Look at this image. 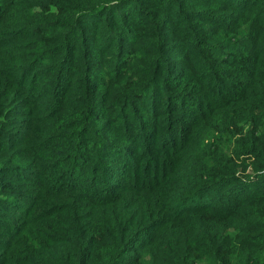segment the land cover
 <instances>
[{"label": "trees", "instance_id": "obj_1", "mask_svg": "<svg viewBox=\"0 0 264 264\" xmlns=\"http://www.w3.org/2000/svg\"><path fill=\"white\" fill-rule=\"evenodd\" d=\"M2 26L0 264H264V0H0ZM113 78L125 149L92 133ZM221 184L245 200L197 202Z\"/></svg>", "mask_w": 264, "mask_h": 264}, {"label": "rangeland", "instance_id": "obj_2", "mask_svg": "<svg viewBox=\"0 0 264 264\" xmlns=\"http://www.w3.org/2000/svg\"><path fill=\"white\" fill-rule=\"evenodd\" d=\"M1 30L6 29V26H2L0 27ZM0 30V31H1ZM101 35H105V33L101 34ZM100 37V36H99ZM129 38V37H127ZM93 43V42H91ZM22 49L16 50V49H4L2 54L3 56L6 58L7 56H11V55H15L17 53H21ZM1 54V55H2ZM107 59L103 58V60H100L98 63V65H100V68H98V70H95L96 73L101 76L102 79H104L103 81H107L111 78V75L106 74L105 72V67L108 64ZM3 66L1 65L0 68H2ZM143 67V64L142 66ZM112 68L114 69V65L112 64ZM0 81H2V74L0 71ZM114 81H117L114 83ZM105 85V86H104ZM104 85H101L102 91L101 93V97L103 99V107L100 110V113H98V115L100 116L98 119L94 120V122H92V133H98V134H102V131H100V129H103V137H105V139H118V140H122L121 135H118L117 132L114 129V124L118 125V127L120 125L119 122H114V120H111V122L109 123L107 121L106 116H103V112L105 114H110L111 117H114V115L116 113H114V107L117 105L118 101L116 100L114 102L115 99H117L116 97L118 95L121 94V92L125 89L126 84L122 83L121 80H114L111 79L107 84L105 83ZM152 91V90H151ZM100 107V106H99ZM22 118L27 117V114H25L24 116H21ZM20 122V121H19ZM18 122V123H19ZM17 123V124H18ZM126 123V122H124ZM136 125V123L134 122H130L129 125L123 127L122 129L126 130H132L134 129V126ZM101 132V133H100ZM135 141L138 142L139 140L137 139V137L133 136ZM123 143L121 144L122 148L125 149L126 145H128L129 143L126 142L125 140H122ZM125 146V147H124ZM232 148V147H231ZM114 152V150H113ZM113 161L114 164V160L111 159ZM117 161H121L120 159H117ZM247 161V160H246ZM130 167V166H128ZM113 173V172H112ZM8 175H13L11 172L8 173ZM74 177L76 179V182L78 184L81 185H87L88 181H90L91 179H89V176L86 173V170H82V169H77L74 173ZM109 181L111 182V180L114 178V180H116V182H119L121 180H123V175L118 173V172H114L113 174H110L108 177ZM257 178H252L253 181H257ZM100 178H98V181L100 182ZM98 182V183H99ZM264 182V181H263ZM103 185L107 184V181L105 179H103L102 181ZM230 188L229 184H221V185H217L212 191H209L208 193H203L200 196L197 197V202L198 203H204L205 205H210V206H217L219 208H227L229 206H231V204H233L236 200L242 199L245 200L244 196H241L238 192L233 193L232 196L227 194L226 189ZM246 190V189H245ZM244 190V191H245ZM186 204H182V206H184ZM192 205V204H190ZM22 203H16L14 206H8V212L10 213V216L6 217L7 219V223H9V220H12V223H15V217L11 216V211L14 213H18L21 209H22ZM106 207V205H104ZM93 207V206H92ZM89 205H87L86 209L90 210ZM18 221V219L16 220V222ZM2 227L6 226V223L3 222L1 223ZM40 232V231H38ZM38 232L36 234H38ZM140 239H144V237H141ZM5 240L3 236H0V251L2 249H4V244H5ZM127 255H133L132 251H128Z\"/></svg>", "mask_w": 264, "mask_h": 264}]
</instances>
